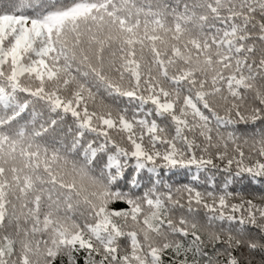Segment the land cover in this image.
Segmentation results:
<instances>
[{
  "label": "snow or ice",
  "instance_id": "6c2138e0",
  "mask_svg": "<svg viewBox=\"0 0 264 264\" xmlns=\"http://www.w3.org/2000/svg\"><path fill=\"white\" fill-rule=\"evenodd\" d=\"M0 264H264V0H0Z\"/></svg>",
  "mask_w": 264,
  "mask_h": 264
}]
</instances>
